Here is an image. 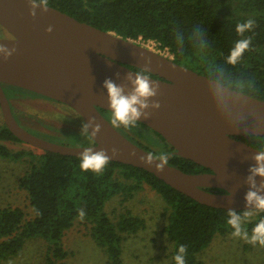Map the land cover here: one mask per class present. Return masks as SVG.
Masks as SVG:
<instances>
[{
  "label": "water",
  "instance_id": "water-1",
  "mask_svg": "<svg viewBox=\"0 0 264 264\" xmlns=\"http://www.w3.org/2000/svg\"><path fill=\"white\" fill-rule=\"evenodd\" d=\"M0 24L11 33L0 37V107L5 123L19 139L77 157L88 148L105 150L109 160L144 168L203 204L245 210L248 169L255 163L253 157L264 150L237 136H264V99L39 0H0ZM129 65L158 76L146 74L158 88L152 99L160 108L146 109L150 117L142 116L139 121L162 134L174 153L211 171L189 173L167 163L158 172V161L148 165L141 160L147 154L156 155L112 125L100 109L110 111L103 82L111 79L130 88L127 77L134 79L141 72ZM4 84L68 104L85 124L92 122L88 131L95 142L71 146L32 133L15 117ZM96 124L100 129L93 135ZM256 179L259 185L261 178ZM209 187L226 192L210 191Z\"/></svg>",
  "mask_w": 264,
  "mask_h": 264
},
{
  "label": "trees",
  "instance_id": "trees-1",
  "mask_svg": "<svg viewBox=\"0 0 264 264\" xmlns=\"http://www.w3.org/2000/svg\"><path fill=\"white\" fill-rule=\"evenodd\" d=\"M47 4L140 43L155 41L157 49L169 52L175 61L231 88L264 99V0H47ZM249 19L255 21L252 31L238 35L236 25ZM247 37H251L252 43L240 61L236 65L227 63L235 42ZM154 131L166 143L163 153L168 154L169 164L189 173L211 171L174 153L175 148ZM87 134L90 136L89 132ZM237 138L264 150V136ZM8 140L22 141L4 123L0 126V154L20 158L24 152H12L3 142ZM143 147L150 151L145 145ZM26 155L32 158L31 167L20 183L28 192L33 216L28 217L21 207L0 209V264L19 255L25 241L37 236L53 244L56 259L50 257L47 264L66 258L68 251L63 239L80 218L81 209L85 213L83 220L91 225L98 244L107 248L110 262L122 264L124 240L144 229L147 220L131 210L120 220H114L105 210L106 203L116 196L128 200L145 185L166 201L170 214L163 231L175 243L173 256L180 245L186 246V264H204L199 258L200 252L217 233L233 231L227 224V209L203 204L144 168L109 160L103 173L96 174L83 171L80 157L74 155L48 150L42 154L29 151ZM208 190L226 192L221 188ZM235 211L242 213L244 210ZM259 218H264V213L253 217L246 225L249 231Z\"/></svg>",
  "mask_w": 264,
  "mask_h": 264
},
{
  "label": "rangeland",
  "instance_id": "rangeland-1",
  "mask_svg": "<svg viewBox=\"0 0 264 264\" xmlns=\"http://www.w3.org/2000/svg\"><path fill=\"white\" fill-rule=\"evenodd\" d=\"M10 36L11 33L0 25V37ZM142 43L159 50L155 41ZM161 52L172 56L167 51ZM7 92L24 123L21 122L32 133L71 146L89 144L90 140L86 137L88 134L82 130L85 124L82 116L68 104L18 86H8ZM4 123L0 107V126ZM117 128L136 143L150 148L156 156L163 153L166 147L160 135L139 122L135 127L125 128L120 125ZM3 142L12 152L24 154L16 159L0 154V209L21 207L31 218L32 206L20 179L31 167L32 158L26 153L32 151L42 154L45 150L25 141ZM123 199L122 196L112 198L106 203L105 210L114 220H120L131 210L134 214L145 217L147 226L124 240L122 264H173L175 243L163 231L170 214L166 210L164 198L145 185L133 197ZM231 232L217 233L212 242L200 252L199 258L204 264H264V247L233 238ZM63 242L68 255L62 260L57 259L55 264H112L107 248L98 244L91 232V225L81 218H77L74 225L66 231ZM52 247V242L43 236L28 238L19 255L8 258L1 264H47L50 257L56 259Z\"/></svg>",
  "mask_w": 264,
  "mask_h": 264
},
{
  "label": "clouds",
  "instance_id": "clouds-1",
  "mask_svg": "<svg viewBox=\"0 0 264 264\" xmlns=\"http://www.w3.org/2000/svg\"><path fill=\"white\" fill-rule=\"evenodd\" d=\"M41 2L45 5L47 4V0H41ZM31 14L34 15V13ZM254 26L255 21L249 19L246 22L238 23L235 30L238 35L243 36L244 33L252 31ZM48 31H51V28ZM251 43V37L237 40L227 57V63L236 65L245 51L250 48ZM10 54L8 53V55ZM127 79L131 85L127 89L124 85H118L111 79H105L103 82V87L106 89L108 95L110 120L112 125L116 127L120 125H123L125 128L135 127L142 116L145 119L150 117L151 113L146 111V109L160 108V103L152 99L157 96L158 88L150 82L146 74L137 73L134 79L131 75ZM89 127H92L91 121L82 126L85 134H87ZM99 129L100 125L96 124L92 134H97ZM113 154L115 155V149H113ZM253 159L255 163L248 169L250 173L247 177L249 190L244 197L245 210L242 213L231 209L228 210L227 224L233 230L231 232L233 238H238L253 246L260 245L264 247V218H259L251 228V231L246 226L252 221L253 217L264 213V152L256 154ZM141 160L148 165H152L154 161H158L155 167L158 172H161L168 163V154L161 153L156 157L152 154H147L146 157H141ZM108 162L109 157L105 150L94 152L91 148H88L81 154L80 168L83 171L102 174ZM257 177L261 178L259 185H257ZM84 215L85 213L81 209L79 217L83 219ZM186 253V246L180 245L173 257L175 264H186Z\"/></svg>",
  "mask_w": 264,
  "mask_h": 264
},
{
  "label": "flooded vegetation",
  "instance_id": "flooded-vegetation-1",
  "mask_svg": "<svg viewBox=\"0 0 264 264\" xmlns=\"http://www.w3.org/2000/svg\"><path fill=\"white\" fill-rule=\"evenodd\" d=\"M8 86H10V84H4V88H5V90H6V93H7V95H8V97H9V99H10V101H11V105H12V109H13V112H14V115H15V117L16 118H18L17 120L19 121V123L21 124V125H23V120H22V117L15 111V108H14V105H13V102H12V97L11 96H9L10 94L7 92V87ZM11 86H14V85H11ZM16 92V91H15ZM58 101V100H57ZM72 108V107H71ZM107 117H108V119L110 120V117H109V112L110 111H105V110H103L102 111ZM18 114V115H17ZM20 118V119H19ZM23 123H22V122ZM111 121V120H110ZM24 126V125H23ZM25 127V126H24ZM26 128V127H25ZM87 132H89V131H87ZM44 133V132H43ZM90 141H89V144H93L95 141L92 139V137H91V135L90 136H86ZM209 188H211V187H209ZM218 192V191H217Z\"/></svg>",
  "mask_w": 264,
  "mask_h": 264
}]
</instances>
